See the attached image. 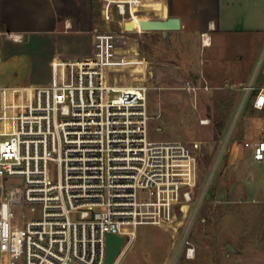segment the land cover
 I'll use <instances>...</instances> for the list:
<instances>
[{"label":"built area","instance_id":"2783aa9c","mask_svg":"<svg viewBox=\"0 0 264 264\" xmlns=\"http://www.w3.org/2000/svg\"><path fill=\"white\" fill-rule=\"evenodd\" d=\"M99 1L115 6L123 21L131 18V3H138V15L146 12L153 20L158 19L155 12L144 4L164 2ZM91 64L78 65L62 84L35 89L15 113L13 131L0 134L7 138L0 141V264H104L106 235L122 236L126 245L142 216L141 206H159L171 195L183 219L169 227L175 241L165 264L193 260L196 249L190 238L199 201L191 206L193 195L183 188L194 186L200 144L151 141L145 81L118 85L102 62ZM254 79L240 86L238 113L247 108L264 112V86ZM181 89L195 97L200 90L233 87L186 80ZM209 122L200 120L202 125ZM260 131L241 146L253 161L264 163V128ZM229 132L216 167L227 152ZM189 163L193 179L188 182L183 170ZM140 191L149 201H138Z\"/></svg>","mask_w":264,"mask_h":264},{"label":"rangeland","instance_id":"374dc122","mask_svg":"<svg viewBox=\"0 0 264 264\" xmlns=\"http://www.w3.org/2000/svg\"><path fill=\"white\" fill-rule=\"evenodd\" d=\"M166 1L168 0H164L165 3ZM93 6L99 15L94 19L101 20H97L101 25L99 26L100 30L112 32L118 38L117 51L115 56L113 55L112 61L115 63V71L110 75L111 80L118 85L136 84L143 80L148 87L149 139L151 141H178L186 145L192 142L200 144V150L196 154L193 166L194 186L189 188L186 185L183 188L190 190L193 195L191 206L199 201L190 238L196 249V257L193 262L183 258L180 264H208V252L211 251L208 248V240H221L219 227L221 211L219 210L220 206L215 204L213 195L217 182L226 171L240 169L243 177L241 181L247 194L244 203L240 201L239 205L234 206V211L230 210L228 224L235 225L234 222H236L241 225L243 230L240 235L245 252L249 251L250 253L253 248L264 251V163L253 161L246 149L241 148L240 143L251 133L259 136L262 134L260 128H264V115L260 113H255L253 116L243 115L244 111L238 113L242 98L238 80H242L247 74L246 69L249 67L246 63L247 61L249 63L254 57L256 41L250 39L249 36H243L237 40V43L244 44L245 56L240 64L236 55L232 56V60L245 66H231L233 71L226 73L228 78H231L227 84L233 87L232 90H200L194 97L181 89L183 82L190 80L197 83L194 80V75L200 74L204 75L208 81V73H206L205 67L199 64V61L204 57L191 38L169 35V41H166L157 34H138L126 28L127 26L124 24L131 18L127 19V16L124 22L118 16L115 6L100 1L93 3ZM139 15L147 14L144 12ZM247 44H251V46ZM168 45L171 46V49H168ZM24 48L32 49L33 47ZM233 50L230 48L228 53H232ZM2 56L3 50H0V57L2 58ZM132 56H136L140 61L149 60L150 64L134 65L129 63ZM192 66H195V70H192ZM120 68L121 70L118 71L117 69ZM31 70V60L24 54L1 61L0 86L28 83L32 77ZM43 72L44 69L40 70L38 75ZM252 77L255 78L254 80L264 79V48L256 57L247 82ZM15 97L17 100L18 94ZM201 119H207L210 122L207 125H202L200 124ZM244 119L250 124L248 128L244 126ZM215 120L223 122V134L218 140L214 137L213 131ZM12 124L13 119L0 122V134L8 135V126H12ZM228 132L230 137L227 142V152L225 150V155L219 160L216 167L220 144ZM4 136H0V141L7 139ZM189 173L192 178V172L188 169V173L185 174L186 180ZM247 175L251 176L250 181L245 178ZM167 198L161 202L163 204L149 207L150 212L154 216L169 221L174 216L175 220L171 223L176 224L181 215L180 205L174 195ZM152 200L155 201V198ZM138 201L142 203L149 201L147 193L140 191ZM146 207L147 205L141 206V212L145 211ZM213 207L218 208L219 211L215 210L211 217L208 212ZM149 216L148 214L140 216L134 235L129 241L126 240L124 253L118 258L117 264L121 259V264H160L166 252V256L169 254L168 248L171 242L169 236L166 235L161 225L147 224L153 223V219ZM210 222L213 223V229L208 228ZM172 239L174 242L173 236ZM234 240L230 246L237 243Z\"/></svg>","mask_w":264,"mask_h":264},{"label":"crops","instance_id":"0c3cea01","mask_svg":"<svg viewBox=\"0 0 264 264\" xmlns=\"http://www.w3.org/2000/svg\"><path fill=\"white\" fill-rule=\"evenodd\" d=\"M97 1L0 0V50H3L0 63L13 56L24 54L31 60L32 65V77L28 83L0 86V122L11 119L27 101L32 99L35 89L64 83L66 77L75 71L78 65L92 67L91 61H100L103 64V70L108 75H112L115 71V63L112 61L117 51L118 38L112 32H102L99 27L101 20L97 19L99 20L97 21L93 18L92 4L99 2ZM144 8L154 11L158 19L172 16L180 20L178 31L147 34H157L166 41H169V35L189 37L195 42L200 54H203L204 58L206 56L199 61V64L205 67L208 81L204 75H194L197 83L191 82L195 84L205 81L212 88L227 84L231 78H228L226 73L233 71L231 66H245L239 65L244 59L245 47L244 44L237 43V40L243 36L254 39L256 41L254 57L246 63L249 67L246 69V76L238 80L240 86L247 82L256 57L264 48V0H168L166 3L160 1L145 3ZM139 10L138 3H131V20L124 21V25L131 31H142L141 21L150 20L146 15H138ZM201 34H205L204 38L207 39L208 45L201 46ZM6 35L18 36L19 40H12ZM247 45L251 46V44ZM24 47L33 48L25 49ZM230 48L234 49L232 53H228ZM168 49H171L170 45ZM233 55L238 57L239 64L232 60ZM136 56H132L129 63L150 64L149 60L140 61ZM39 69H44L40 75H38ZM117 70L120 71L121 68ZM192 70H195V66H192ZM255 83L258 86H264V79L260 78ZM16 94H18L17 100ZM255 113L264 115V112L253 111L250 108L245 109L243 115L253 116ZM244 123V126L248 128L250 124L245 119ZM252 136L251 133L246 139ZM246 151L251 156L250 151ZM188 169L191 172V164L190 168L188 165ZM241 175L240 169L226 171L214 189V202L220 206L221 211L219 223L221 240H208V248L211 249L208 252V264H264V251L257 248H253L250 253L244 251L240 235L243 230L241 225L236 222H234L235 225L228 224L230 210L234 211V206L239 205L240 201L244 203V199H247ZM245 178L251 180L250 175ZM156 206L158 205L154 207ZM149 207L152 206H147L141 215H150L149 218L153 219V223L147 224L161 225L171 240L169 254L166 256V252V258L164 257L160 263L165 264L174 246L171 244L174 242L168 228L172 226L171 222L175 218L173 216L169 221L154 216ZM215 210L218 208H210L208 214L212 217ZM179 219H183L182 213ZM208 228L213 229V223H208ZM233 240L237 243L231 246L234 251H230L227 246L232 245ZM193 261L195 258L190 260V262ZM121 263L122 259L119 261V264Z\"/></svg>","mask_w":264,"mask_h":264},{"label":"water","instance_id":"95a60500","mask_svg":"<svg viewBox=\"0 0 264 264\" xmlns=\"http://www.w3.org/2000/svg\"><path fill=\"white\" fill-rule=\"evenodd\" d=\"M140 27L143 32H161L166 33L170 31H178L180 29V20L177 17L168 16L165 19H153L147 21H141ZM129 29L128 27H126ZM178 226L173 227V231L177 232ZM125 245V238L122 236L107 234L106 235V253L104 264H114L116 259L120 256L122 248ZM227 249L234 251V249L228 245Z\"/></svg>","mask_w":264,"mask_h":264},{"label":"trees","instance_id":"16d2710c","mask_svg":"<svg viewBox=\"0 0 264 264\" xmlns=\"http://www.w3.org/2000/svg\"><path fill=\"white\" fill-rule=\"evenodd\" d=\"M92 16L93 18H96L98 15L97 11L95 10V7L92 4ZM213 131L215 134V138L220 139L223 134V122L215 120L214 125H213Z\"/></svg>","mask_w":264,"mask_h":264},{"label":"bare ground","instance_id":"6f19581e","mask_svg":"<svg viewBox=\"0 0 264 264\" xmlns=\"http://www.w3.org/2000/svg\"><path fill=\"white\" fill-rule=\"evenodd\" d=\"M205 41H207V39H205ZM209 43L208 42H206V45H208ZM21 106V105H20ZM11 119H13L14 120V116L11 118ZM13 128H14V126H13V124H12V126H8V131H7V133H10L11 131H13ZM191 164V163H190ZM190 164H189V168H190ZM192 165V164H191ZM185 167V166H184ZM186 173H188V165L184 168V170H183V174H184V176H185V174ZM187 180L188 181H190L191 180V175H190V173H189V175H188V177H187Z\"/></svg>","mask_w":264,"mask_h":264}]
</instances>
